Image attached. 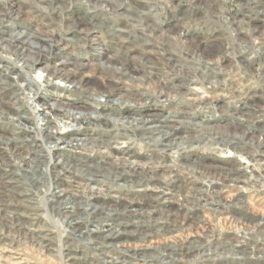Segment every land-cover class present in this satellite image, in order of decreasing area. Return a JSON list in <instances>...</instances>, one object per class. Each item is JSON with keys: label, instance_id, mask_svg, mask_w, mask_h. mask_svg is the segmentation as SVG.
I'll list each match as a JSON object with an SVG mask.
<instances>
[{"label": "rangeland", "instance_id": "rangeland-1", "mask_svg": "<svg viewBox=\"0 0 264 264\" xmlns=\"http://www.w3.org/2000/svg\"><path fill=\"white\" fill-rule=\"evenodd\" d=\"M115 1L118 2L119 4L132 3V5L134 7H137L139 9H143V11L145 10L146 12H148L150 14L149 18L152 19V21H153L152 23H155V24L157 23V27L164 28L166 31L163 32L162 34H160L159 36H158V34L156 35V33H157L156 28L153 26L152 23H150L146 19L147 21L146 22L143 21L142 24H145V26H143V29L144 30L146 29V34L151 33V34H149L150 38L148 39L147 37H144V35L140 36L137 34L138 33L137 31L139 30L140 26L138 27V25H137L136 26L137 28H136L135 25L137 23L134 20L130 19L131 25L134 23L132 25V29H130L127 32L120 30L121 33L120 32L119 33L121 34L120 36H126L129 41H132V40L133 41H141L142 44H140V46L142 48L141 47H139L140 49L138 47H135V48L142 51L143 53L145 52L144 56H142L143 58L140 57L139 59H137L138 58L137 57V58L131 59L129 61V58L125 59L122 56L115 55V56H111V57H113V58H111L112 60H110V57H108L107 59H105L106 61L104 60L105 62L103 61L102 65L100 64V66H99L98 62H100V60L94 59L91 56V59L88 60L89 62H88L87 66L83 67L80 65L79 69L78 68L75 69L74 66H69V68L71 70L65 69L63 67L64 63H62L60 66L63 67L65 71L74 72V74L77 75V77L86 79L88 81V85H86V87L88 89L86 87L83 88V89H86L87 91H89L88 95L93 93V92H98L100 94V100L102 99V103L105 100V98L106 99L113 98V100H112L113 103H116L114 101L115 99L116 100L118 99L119 101L121 100V102L122 101H128V103L125 104V106L131 107V109H134V110H138V111H135L136 117H139L143 113H147L149 110L157 111V109H155V107L147 106V104H149V103L147 101V98H144V97H148V99L150 98L152 101L155 100L154 102L159 101V99H160L159 105L162 108L159 109V111H162L164 114L170 113L171 115H173L175 112L176 119L178 121L177 125L180 122H184L183 124H185L192 117L193 122L191 124L186 123L188 126L189 125L190 126L188 128L180 130V132H179V133H181L183 138H185V137L190 138V137H193L196 134H198V132H199L198 131L199 130L198 124H200V123H202L203 125L204 124L207 125V123H209V126L211 124L213 130L218 132V133H223L222 131H225V130L231 131L234 128H237V130H241L243 126L239 127L238 123L234 121V120H236L235 118H237L239 116V114L235 113L233 106L236 107L238 105L239 97H237V96H239V94L244 95V92H243L245 90L244 88L246 86H251V89L253 90L254 94L250 93V92H248V94H253V95L256 94L258 97H255L256 102H254L255 103L254 110H253L254 114L252 115V117L248 115V116H245V118H249V119L253 118L255 120L257 115H260L259 119H261V121L257 122L255 125H256V127H259V128L264 127V72H263L264 71V0H259V2H258V0H255V1L254 0H193V1L192 0H182V2H181V0H114L113 2H115ZM254 2L257 5L254 4ZM104 3L106 6L111 4L109 2H104ZM22 4H23V0H7V1L0 0V20L2 19L1 17H4L3 14L5 12L8 13L7 12L8 10L14 9L13 12L9 11L8 14L12 15L13 18L16 17V14L22 15L20 18H21V20H23V23L25 24V26L28 29H37L38 30L40 28V26L38 25V21L35 19L34 16H32V15L27 16L26 15L27 14L26 11L28 9H25L26 8L25 6H21ZM11 5L13 6L12 8H10ZM252 5H253V9H252ZM61 6L63 8L62 10H59L61 12L56 11L55 8H57V6L55 8H53L52 11H54V12H52V11H50V12L48 11V12H49V14L55 13V12L58 14H63L60 17V20L61 19L62 20L61 21L59 20V21H60L61 25L68 24V30H72L73 28L79 27L81 25H89V24L78 23V20H80V17L77 20H75L73 18H70L71 15L64 14V12L67 11V9H69V6L64 5V4H61ZM148 6L153 7V9L152 8L149 9ZM112 10L115 11L114 6L112 7ZM177 13L180 15H178ZM193 13L195 16L191 17ZM97 15H98L97 19L103 20V22H105L106 27H108V25H112L117 20L116 16L108 15V14H105L104 12H99ZM181 15H182V20L179 19V17H181ZM63 16L65 17L66 20L63 18ZM185 17H186V19H185ZM243 17H245V18H243ZM70 19H71V22H68ZM10 21L11 20L6 18V19H4L3 24H1V22H0V26L1 27L3 26L2 29L0 30V37H6V38H3L2 41L0 42V52H2L1 48H2V44L4 43V41H7L8 39H11L14 36H16V35H12L14 33V30H11V28L8 27V25L11 23ZM56 21H58V20H56ZM59 21L56 23H59ZM139 25H140V23H139ZM84 28H86L85 29L86 31L88 30V31L92 32L91 29L88 28L87 26H85ZM154 28H155V30H154ZM133 31H135V32H133ZM152 32L154 33L153 35H152ZM10 34H11V37H10ZM19 34H22V33L20 32L17 35H19ZM168 34H170L171 36H179L180 40L182 41L184 46L182 45V43L179 44L182 47H180L179 45H175V44H173L171 46L168 44V41L165 40L164 42L163 41L161 42L162 44L160 47L159 44L155 42V41H159L161 36L168 35ZM71 35H75V34H71ZM29 37L31 39L28 38L27 41L33 40L34 42H40L41 41V43H46L48 41H46L45 38H48L49 40H51V41H49V43L47 45V50L39 52L38 51L39 49H37V50H31V52H29L31 55H33V57L35 56L34 58H36L38 60L37 62H34L35 59L33 60V64L35 65L33 72H36V69H40V67H42V66H45V67L52 66L51 64L43 63L42 57L47 52L48 53L50 52V48L52 47L53 43H55V38H56L55 31H52L50 33L47 32L46 35H44V36L40 34L38 37H36L35 33H31V34H29ZM144 39H145V41H144ZM146 39L148 40V43L146 42ZM243 39H246V40L244 41ZM150 40H151V42H150ZM71 41H72V39H71ZM106 43H107L106 52L112 53L115 50V48L118 47L117 41H115V40L113 41L112 38H111V40H110V38H107ZM144 46H152L149 48L146 47V50L153 52L154 53L153 57L145 55L148 53L151 54V52L145 51ZM169 46H171V47H169ZM22 47L27 48L28 44L23 43ZM177 47L182 48L183 50H185V52L183 51V53H184V55H182L183 57L181 56L180 58L176 59V61L179 63V68H178V65L176 66V68H173L175 61L173 60V61H171L170 65H167L166 63L168 61L164 57L163 54L166 53V50H170V48L175 50ZM129 48L134 50L133 46H131V45H129ZM178 48L176 49V51L181 52L179 50L180 48L179 49ZM119 50L120 51L123 50V45L121 46V48ZM162 50H163V52H162ZM134 51L136 53H140L139 51H136V50H134ZM187 51L202 55V57L204 59H206V61L208 60V62H209V64H207V67H205V65H198V64H197L198 66H194L196 64H193L191 67H193L195 69H193V70L186 69V68H189V66L191 65L190 63H188V60L186 58L187 55H189V53ZM89 52H91V54H92V53H94V50L91 49ZM5 54H7L9 57L12 56L11 57L12 60H13L14 56L16 57V54H14V52H12V51H7ZM81 55H85L84 53L79 54V57L84 58V59L86 58V57L81 56ZM98 56H100V55H98ZM117 57L119 59H117ZM157 58H159V59L157 60ZM121 61L125 62L124 64H126L127 66L123 67L121 64ZM142 61L148 62V64L150 66H152L153 68H151V69L147 68V71H145L147 73L135 72V78L132 79L134 76L130 75L129 73L131 71H133V69H135V67H137V68L139 67V68L143 69V67H141ZM61 62H65V60H63V61L61 60L60 63ZM109 62H111V63L109 64ZM161 62L164 63L165 65H163ZM210 62H211V64H210ZM18 63H20V62H18ZM60 63H57L56 65H59ZM180 63L182 64V67L184 69H182ZM184 63L186 64V66ZM107 64H109V65H107ZM187 64H188V66H187ZM84 65H86V64H84ZM53 66L55 67V65H53ZM203 66H204V68H203ZM199 67H201V68H199ZM127 68H129V70H127ZM37 71H39V70H37ZM257 71H258V73H257ZM152 73H154V74H152ZM183 73L185 74V76ZM36 74H37V72H36ZM129 75H130V77H129ZM138 77H139V79L137 80ZM127 81H129V82H127ZM216 81L218 83L221 81L220 82L221 84L220 83L218 84ZM162 83L167 85V89L163 87ZM228 85H229V87H228ZM90 86H91V88H90ZM128 87H130V88H128ZM168 88H172V89L173 88H176V89L179 88L180 92L179 93H169ZM12 89H14V88L11 87V89H9V90L0 89V92L2 90V92L0 93V112L2 110H4L7 113L6 114L7 116H8V114L10 116H14L13 110H10V109L13 107H16V106H15V103L3 102L2 98L5 95H7L9 93V91ZM164 89H166L167 91ZM50 90H54V89H50ZM129 90H131V91H129ZM54 92H56V90ZM126 92L127 93L132 92L133 94L130 95V94H127ZM164 92L166 93V95ZM33 94H34V91L31 92L32 96H33ZM56 94H58V93H56ZM56 94L50 95L49 99L54 96L55 98H52L50 100L64 101V99L59 100L57 98ZM74 94L75 95H81L82 93L78 92V93H74ZM168 94H170V95H168ZM38 96L40 98H43L42 97L43 95H41V94ZM66 96L71 97L70 95H67V94L62 95L61 97L67 98ZM114 96H116V98ZM11 97H12V95L10 94V95L6 96L4 100L9 101V100H11ZM30 97L31 96L27 95L25 97V100H28V98H30ZM58 97H60V96L58 95ZM117 97H120V98H117ZM71 98H74V96H72ZM85 103L90 108V105L88 104V102L85 101ZM102 103H101V105H102ZM107 103H108V101H107ZM59 105H61V106L64 105V106H67L68 108L69 107H71V108L83 107L82 109H89L88 106H86V105H84V106L82 105L81 107L69 106L66 103H64V104L59 103ZM113 106H114L113 104L103 103V109H102L103 113L106 111H109V109ZM140 109L142 111H140ZM151 111H149V112H151ZM257 112H258V114H257ZM118 113H121V112L119 111ZM153 113H155V112H153ZM156 113H158V112H156ZM233 113H235V114H233ZM6 115H4L3 119H0V131H3V135L0 134V138L11 135V131L8 129H13V126L10 125V122L6 118L7 117ZM165 116H168V115H165ZM88 127L89 126H87V129H88ZM104 128H106V127L104 126ZM193 128H195V129H193ZM101 132H103V133H101ZM104 133L105 132L99 128L98 134L103 135ZM106 134H109V132L106 131ZM107 138H109V140L112 139V137H110V136H107ZM255 139H257V138H255ZM262 139L264 140V138H262ZM117 140L124 141L125 143H124L123 147H125L126 149L129 148L133 152V154H135V159H134V161H132L135 165H138L139 167H141L139 164H142V165L144 163L148 164L149 161L151 160L150 156H149L148 161H147V155H150V152L147 148V146L149 147V145L144 142L145 140H142V139L140 140V138H138V140H135V141H129L128 139H121V138L117 139ZM219 140L221 141V139H219ZM141 142L145 143L147 146L145 144H142ZM218 142L219 141H214L213 143H211L209 141V143H208V140H204L203 142H201V145H199V146H196V144H199V143H194L193 146H190L189 143H185L183 145L185 147H181L180 154H177L178 151H175V150L167 151L166 153H163L165 155V157L167 156L166 157L167 159L165 158L167 161L166 162L167 163L166 164L167 169H165V172L162 173V175L160 176L161 178L159 177V179L162 181V183H160V184L157 182V180H155L154 183H151L148 186L146 185V183L143 185L139 184V186H138V183L131 185L132 182L128 181V182H126L128 184V186H127L123 180H118L116 183L111 184L112 186L111 185H108L109 187L107 185L104 186V187H107L108 193L110 194L112 192V190L110 191V189L112 187H114L115 185H117L118 186L116 188L117 192H114L112 194L117 193L118 195L116 194L115 196H109V194L106 193V191H103V190H105V188H102V190H101V192L103 191V192H105V194H101L100 192L96 191L101 196L98 199H96L97 204L100 205L102 208V210L100 209V211H102V213L99 212L100 215H104L105 213H107L110 208H113L115 206L117 208L120 207L119 211L122 214V215H120L121 218H123V220L125 222H131L132 226H136L135 224H137L141 221H143L145 223L144 225L152 223L153 221H155L153 216L157 215L156 217L158 219L161 216L165 217L169 213H174V211L179 209L182 204H183V206H189V207H192V206L198 207V205H199V207H198L199 211L195 210V212H198V215H199L198 220H190L187 224L183 225L182 227H180L178 229H175L172 232L160 231L161 233L160 232L154 233V234L150 235L149 237H147L146 239H144L143 241L138 240L137 238H133V237L132 238L131 237L123 238V241L117 242V243H115V245H108L109 249L115 251V252L112 251L111 256H117L116 255L117 252H130V251L140 249V248H145V249H148L152 252L153 251L165 252V249L167 251H170L173 249L174 250L179 249L181 245H184L185 243H187L191 240L195 241V244L196 243L198 244V243L202 242V240H203L204 243L209 244V248L212 251L216 250L215 252H218L217 253L218 255L223 252V255H221V257H218L215 254H213V256L215 255L214 257L212 256L213 258L220 259V262L212 261V262H208V263H204V262L202 263V258L200 256L192 255V256L185 257L184 262L182 261L181 263H178V264H227L230 262L227 260V257H228V259L235 258V261H236L235 264H243L244 261H246L244 264H264V262L254 263L255 260H253V261L250 260L251 257L248 258L247 255L245 257H243L242 254L238 255V257L243 258V260L237 259L236 256L233 257V255L228 254V251H226L227 247L222 246L223 243H226V242H228L230 244H232V243L236 244L237 242H241L242 244H244L245 241H249V244H250L249 248H251V247H254V249L258 248V246H259L258 242H259L260 238L263 237V235H258V237H257L256 236L257 234H255L253 231H255V228L258 227V224L260 225V228H262L264 226V225H262L264 223V189H263L264 187L258 185L255 189L245 188L243 200L242 199H235L234 200L236 195H241L239 193L238 189H231L228 192H226V190H225V192L223 193V188L218 187L217 189L222 193L219 195L221 199H216L217 197L213 199L212 196H210L206 192L207 191V189H206L207 188V185H206L207 176L211 175V177H213V178L218 177V179H220V181H221V179L223 180V178H225L226 175L214 173L215 169H212L210 167H209L210 169L208 168L209 170H207V168L204 170V166H207V165L216 166L215 165V163H217L216 158L220 159V157H228V158L231 157V159H233L235 162L237 161V163H240V160L236 157V155H233V154L230 155L229 153L219 151L218 148L220 147V149H221L222 144L218 145L217 144ZM211 144H216V145H213L212 147H210ZM4 146H5L4 153L2 151H0V155H1L0 156V182L2 183V181H4L3 179H5V177H6L5 175L9 174L10 172H13L15 174L17 182H16V180H13L15 183H13L12 185H16V184L17 185L21 184V185H20V187L19 186L13 187L12 185H7V184H6V186H3L2 184L0 185V204H3L2 207L5 209V210H3V213H5V219L4 220H2V217H1L2 212L0 213V264H75L77 262L75 260H70V258H69L70 255H75L76 257H81V258H86L88 256H92L93 252L95 251L94 248H97V246H100V247L103 246V243L100 242V243H97V245L93 244V243L91 244L90 238H88L89 236L87 234L83 235L80 232H78L77 230L75 231L73 223L75 221H77V217L80 216L79 213L82 211V209H78V207L74 208V210H75L74 216L67 219L65 213H63V212L59 213L57 211L56 208L58 207V205L55 206L53 204H47L46 201L44 200V198L42 197V193L46 194L48 188L50 187V184L45 185V186L41 185L40 188H38L39 186L33 185L32 182H30L31 184H29V181L27 179H25L27 174L24 170L21 171V169L26 170V168H27V166L25 165L26 160L22 159V158L20 159L18 154L20 155V153L23 152V153H27V155L29 156L30 150H37V149H32V148L30 149L28 145L19 147L18 144L15 145L13 143H10V144L8 143V145H4ZM10 146H11V148H10ZM189 147H191V148H189ZM27 148H29V149H27ZM14 150H16V151L13 152ZM72 151H74V149ZM7 153H10V154H7ZM74 153L77 154L78 152H74ZM87 153L93 154L97 158L106 159V160H110V159L114 160L116 158L114 156V152L110 151V150L102 149L100 151V153H97L94 150H92V151L89 150V151H87ZM133 154L130 152V158H132ZM183 155H185V157ZM65 156H66V154L64 155V157ZM151 156H153V155H151ZM13 159L19 162L18 166H17V164H14V162H16V161H14ZM71 160L75 161L74 159H70V161ZM124 160H126V159H124ZM124 160H118L114 163H109V161H107L108 162L107 164H108V166L112 164V166H113L112 169H114V171H115L117 169L116 167H118L115 165H118L119 163H121V164L125 163ZM136 160H137V162H136ZM28 161H30V160H28V158H27V162ZM45 161H47L46 158H45ZM146 161H147V163H146ZM208 163H210V164H208ZM46 164H50V162L47 161L46 163H44V165L41 164V167L44 168ZM104 164L105 163L103 162V165ZM14 165L17 166L18 168L15 169ZM19 165H20V167H19ZM53 166L58 167L57 165H52V163L49 165V173L47 175H49L50 177H55V174H56L55 170H53ZM174 166H176V167H174ZM195 166L198 167V169H200L201 172H203V173L195 171L194 170ZM183 167L184 168L186 167L187 169L186 168L184 169ZM8 168H9V171H7ZM181 168H182V170H180ZM191 169H193V170H191ZM18 170H20V171H18ZM60 170H61V168H60ZM56 172H58V171H56ZM169 172H171V173H169ZM19 174L21 177L19 176ZM173 174H174V176H173ZM248 175H250V172L248 173ZM9 177L10 176H8L7 178H9ZM183 177H187V178L183 179ZM200 177H202V178H200ZM155 178H157V177H155ZM216 178H215V180L217 181L218 179H216ZM71 180H72V183H70L69 182L70 180H68V179L66 181L61 182L58 185V188L62 189V188L67 187L69 190H71V191H68V195H70V196L72 194L84 195L83 196L84 198H88L92 192V191H90V189H88L89 185L87 183L85 185L84 182H82V184L84 183L85 186L80 185L81 182L78 181L80 183L78 190L72 191L76 188L75 186H77L78 184L73 183L74 179H71ZM187 180L188 181L192 180L193 183L196 184V187L194 185L192 189H189L191 187L189 186V188H188L186 186V184L188 183ZM55 182H58V181L53 180V185L55 184ZM119 182H120V184H119ZM121 182H122V184H121ZM25 184H27V185H25ZM257 184H260V183H257ZM175 185H177V186H175ZM21 186H26L28 188L30 187L29 188V190L31 191V192H29L30 195L34 194V198L37 201H39V203L42 206H45V208L39 207L38 205H36L34 203L26 202L25 200H27V199H22L23 202L20 201V199L15 200V201H11L8 199H2V198H5V194H4L5 191H11L10 189H17L18 190V189H21ZM131 186L133 187L134 191L129 190V188L132 189ZM36 188H38V190ZM55 188H56L55 191L56 190L59 191L57 189V187H55ZM118 188H119V190H118ZM174 188H176V189H174ZM178 188L181 190H179ZM84 190H86V191H84ZM91 190H93V188H91ZM174 190H176V191H174ZM93 191H95V190H93ZM166 191L173 193V196H174V197L171 196V199H167V202L168 201L174 202V203H171L168 205L173 210V211H169V212H168V209L165 207H164L165 211H162L160 209L162 207V204L158 205L157 208L155 207L156 205H151L153 199L159 198L160 197L159 194L161 192L165 193ZM187 192H189V193H187ZM188 195L191 198L187 197ZM103 197H105V198H103ZM222 197L225 199H222ZM96 198H97V196H96ZM113 198H115V199H113ZM210 198H212V199H210ZM184 199H193V201L191 202V201L184 200ZM121 200L124 201L125 203L127 202L128 205H130L131 209H133V208L139 209L137 212L138 215L133 216V213H131L129 215V213L126 210H124V207L117 205V203L119 201L121 202ZM4 201H6L7 203ZM130 201L133 203V205L130 204L131 203ZM219 201H223V203L220 202L221 205H218ZM9 202L11 203V205H8V204H10ZM230 202H232V203H230ZM19 203H20V205H19ZM27 203H29V204H27ZM180 203H182V204L180 205ZM30 205H31V207H30ZM47 205H49V206H47ZM82 207L84 209L86 208L85 205H82ZM140 207H142L143 209H141ZM229 209H231V210H229ZM156 210H159V213L165 212L166 214L162 213L163 215H161V214L159 215V213H155ZM24 215H26V217ZM38 216H40L39 219L37 218ZM28 217H30V218L28 219ZM258 217H260V218H258ZM145 218H146V220H145ZM17 222H19V223H17ZM32 224H34V227L32 226ZM44 225H45V227L43 228ZM91 225L92 224H88L89 227ZM46 227H47V229L49 228L52 231V232H47V233H49V235L46 236L48 240L41 241L40 240L41 238H39V237H37L38 239H35L34 236L32 235V234H34V233H32L33 231H30L31 233H28L29 232L28 229H31V230H33L32 228H38V229L43 228V229H45ZM64 227L65 228L67 227L70 229L69 234H63V233H65ZM57 230H58V232H57ZM239 230H241V231H239ZM15 231H17V232H15ZM238 231H239V233H238ZM41 233L46 234V231L41 232ZM72 233L75 235H73ZM251 234L253 235L252 239L251 240L246 239L247 237H251ZM35 235L38 236L39 233H35ZM50 239H52V240H50ZM84 241H85V243H84ZM77 243H78V246H77ZM81 244H82V246H81ZM84 246L86 247V249ZM114 246L116 248H113ZM71 247L72 248L76 247L78 249L75 252V251L71 250ZM259 248L264 249V245H262V246L260 245ZM86 250H88V252ZM249 250L250 249H248V251ZM85 251L87 253H85ZM85 254H87V255L85 256ZM257 254H259V253H257ZM101 258L103 259V262H104L105 259H108L109 257L102 255ZM174 258L180 259V256L176 255L173 257V259ZM189 258H191V259H189ZM189 260H190V262H189ZM247 261H250V262L248 263Z\"/></svg>", "mask_w": 264, "mask_h": 264}, {"label": "bare ground", "instance_id": "bare-ground-1", "mask_svg": "<svg viewBox=\"0 0 264 264\" xmlns=\"http://www.w3.org/2000/svg\"><path fill=\"white\" fill-rule=\"evenodd\" d=\"M88 1H90V0H88ZM92 1L95 4L97 3V4H101V5L104 4L105 5L104 2L111 3L114 0H92ZM181 2H182V0H181ZM258 2H259V0H258ZM254 4H256V3L254 2ZM117 8H118V6H114V10H117ZM55 9H56V11H59V10H62L63 8H62L61 4H59L57 6V8H55ZM252 9H253V5H252ZM38 12H40V14H42V13L49 14L50 11L48 12V9L40 7V8H38ZM52 12H54V11H52ZM59 12H61V11H59ZM143 14H145V13H143ZM143 14H140L138 16L130 15V16H128V19L129 20L130 19L134 20L137 23L135 25V27L137 25H138V27L140 26L139 30L137 31L138 35H140V36L144 35V37H147L149 39L150 38L149 34H151V33L146 34V29L145 30L143 29V26H145V24H142V22L143 21H145V22L147 21L146 17ZM63 18L65 19L64 16H63ZM70 18L74 19V17H70ZM243 18H245V17H243ZM185 19H186V17H185ZM60 21H59V23H60ZM56 22H58V21H56ZM78 23H83V24H89L90 25V22H87L83 18H80V20H78ZM139 23H140V25H139ZM154 30H155V28H154ZM119 32L121 33L120 29L116 30V33L114 35L115 36H120L121 34ZM133 32H135V31H133ZM21 33L22 34L16 35L13 38L8 39L7 41H4V43L2 44V48H1L2 52H0V55H1L0 56V89L9 90V89H11V87H13V88L15 87V83L12 80L13 76H12V72H11V69L15 66V65H11V63H13V61L16 62V63L20 62V63H18V66L21 69L20 71L24 72V73L22 72L23 73L22 76H17V78L19 77V80H20L19 82H21V85H19L20 92L15 94L16 98H15V102L14 103H15L16 107H13V108L10 109V110H13L14 116H10L9 114L7 116L6 115L7 113L4 110H2L0 112V119H3L4 115H6L7 116L6 118L10 122V125L13 126V129H8V130L11 131V135H8V136H5L3 138H0V151H2L4 153V151H5V146L4 145H8V143L9 144L13 143L15 145L18 144L19 147H22V146H25V145H29L32 141L34 142L35 140L37 141L38 139H40V141L42 142V148L40 150H38V149L37 150H30L29 151L30 152L29 156L27 155V153H23V152H21L20 155L18 154L20 159L22 158V159L26 160L25 165L27 166V168L24 166L26 168V170L25 169H21V171L24 170L26 172V174H27L25 179H27L29 181V184H31L30 182H32L33 185L39 186L38 188H40L41 185L45 186V185L50 184V187L48 188L46 194L42 193V197L44 198V200L46 201L47 204H53L55 206L58 205V207L56 208L57 211L59 213L60 212L65 213L67 219H69V218L74 216V212H75L74 208L78 207V209H82V211L79 213L80 216L77 217V221H75L73 223L75 231L77 230L78 232H80L83 235L87 234L89 236L88 238H90V243L91 244L93 243V244L97 245V243H100V242L103 243V246H101V247L97 246V248H94L95 251L93 252L92 256H88L86 258H81V257H76L75 255H70V257H69L70 260H75L77 262L75 264H178V263H181L182 261L184 262V258L187 257V256L198 255V256H200L202 258V263L203 262L204 263H208V262H212V261L220 262V259L213 258V257L215 255H217L218 257H221V255H223V252L222 253L219 252L220 254L218 255L217 254L218 252H215L216 250L212 251L209 248V244L204 243L203 240H202V242H200L198 244L197 243L195 244V241L191 240V241L185 243L184 245H181L179 249H175L174 250L172 248L173 250L169 249L170 251H167L165 249V252H162V251H153L152 252V251H150L148 249L140 248V249H136V250H133V251H130V252H117L116 251L117 252L116 253L117 256H111L112 255V251H114V250L109 249L108 245H115V243L123 241V238H128V237L132 238L133 237V238H137L138 240H142L143 241L144 239H146L147 237H149L150 235H152L154 233H158L160 231L172 232L175 229H178V228L182 227L183 225L187 224L190 220H198L199 219V215H198V212H195V210L199 211V208H198L199 205H198V207H193V206L189 207V206H183V204L180 203V205L181 204L182 205L180 206L179 209L175 210L174 213H169L165 217L161 216L162 218L160 217L159 219L156 217L157 215L153 216L155 221H153L152 223H149L147 225H144L145 223L143 221H141V222H139L137 224L134 223L136 226H132L131 222H125L123 220V218H121L120 215H122V214L119 211L120 207L117 208L115 206L113 208H110L107 213L104 212L105 213L104 215H100L99 212L102 213V211H100V209L102 210V208H101L100 205L97 204V202H96L97 200L96 199H98L101 196H100V194H98V192L93 191V190H94L95 186H97L96 188L101 191V189L99 187H104L106 185L108 186V185L114 184L118 180H123L127 186H128V184L126 182H128V181L132 182L131 185L138 183V186H139V184L143 185L145 183L148 186L151 183H154L155 180H157V182L160 184V183H162V181L159 179V177L162 175L163 172H165V169H167V165H166L167 164L166 163L167 162L166 161V159H167L166 157L167 156L165 157L164 155L158 154V152L161 151V152L166 153L167 151L175 150V151H178L177 154H180L181 147H185V146H183L185 143H189L190 146H193L194 143H199V144H196V146H199V145H201V142H203L204 140H208V143H209V141L211 143H213L214 141H219L217 144L218 145L222 144L220 151L227 152V151L232 150V151H235L236 153H239L240 155H238V156L242 157V159L245 161V163L242 166H248L249 168L252 169V175L249 178H250V180L252 179L254 181L251 180L248 183L245 182L246 179L244 180V176H243L245 174H242V171L239 170L238 168L229 166L228 164H230L231 161L225 160V159H221V157H220L219 160L223 163V165H216V166L207 165V166H204V170L206 168H207V170L212 168V169H215L214 173L225 174L226 178L230 179V180H226V181L224 180L226 183H228L230 181H232V182H240V183L243 182L244 184H249V185H251L252 183H255V184L260 183V184H262L264 186V171H263L264 170V140L261 137V136H264V128L256 127V125H255L256 121L253 118L252 119L245 118V116H248V115L252 117V115L254 114V112H253L254 105H255L254 102H256L255 101L256 100L255 97H258L256 94L253 95L254 93H253V90L251 89V86H246L244 88L245 89L243 91L244 95H242V94L240 95L239 94V96H237V97H239L238 105L236 107L233 106L235 113L239 114V117L242 119V121H244V124L241 125V127L243 126L241 130H237V128H234L231 131L225 130V131H222L223 133H218V132L213 130L212 126H209V123H207V125H205V124L203 125L202 123H200V124H198V126H199L198 129L199 130L197 129L199 131V132L197 131L198 134H196L195 136L190 137V138H187V137L183 138V136L179 132H180V130L188 128L190 126V125L188 126L186 123L191 124L193 122L192 117L185 124H183L184 122H180L177 125L178 121L175 120L174 118L173 119L170 118V117H174L173 115L165 116V115H162L161 113H156V112L155 113H149V114H146V115L144 114V115H142V117H139V118H135V117L133 118L132 116H129L125 120L120 118V117L115 118V117H111L110 115L106 114V120L108 119L109 121L113 122L114 125L116 124V126L119 127V129H118L119 131L124 132V133H132L133 136H135L137 138H140V140L141 139L145 140L144 142L149 145V147L152 149L151 151L153 153H155V154H158V155L150 156L151 160L149 161V163L148 164H143V165L139 164L141 167H139L138 165H135L129 159L128 160L126 159V160H124L125 163H122V164L119 163L118 165H115V166H118V167H116L117 169L115 171H114V169H112L113 168L112 164L108 166V164H107L108 162L107 161L95 160V159L92 158V156H87V157H82V158H75L78 161L76 163L75 161H72V160L70 161V159H69V157L67 155L64 157L65 152H63L61 150H57V149H66L65 146H60L59 147L58 146L59 142L61 144H65L66 146H70L71 145L74 150H78V149H92V148H95V147L109 149L113 145V143L121 144L123 142L119 143L117 141L111 142V141H108V140H105V139H97L96 137H93L91 134H89L87 126L93 125L96 121L98 122V120H100L101 117H103L101 115H95V113H98V110H99V108L101 106L100 94L98 92H93V93H91V94L86 96V100H84V101L88 102V104L90 105L89 109L71 108V107L68 108L67 106L59 105V103L58 104L57 103L39 104V100L37 99V97H38V94H39L40 90H43L42 86H44V88H46V90L54 89L53 83L55 82V80H60V81L67 82V83H70L73 86H75L76 87V91H79V89H82V91H83V90H86V89H83V88H85L86 85H88V81L86 79L77 77V75H75L74 72L65 71L64 68L60 66L64 62H61V63L59 62L60 64L59 65H55V67L53 65L52 66H47V67L42 66L38 70L39 71H43L44 74H36L35 76H33V74H35V72H33V69H34V66H35L33 64V60L35 59L34 62H37L38 60L36 58H34L35 56L33 57V55H31L29 52H31V50H37V49H39L38 50L39 52L47 50V45H48L49 41H51V40H49L48 38H45V40L48 41L46 43H41V41L40 42H34L33 40L32 41H27L28 38H30L29 37V33H23V32H21ZM153 34L154 33L152 32V35ZM156 35H157V33H156ZM66 40L67 41H71V39H66ZM165 40L168 41V44L171 45V46L173 44L179 45L180 43H182V41L180 40L179 36H171L170 34L161 36L160 40L159 41H155V42L158 43L159 46L161 47V44H162L161 42L162 41L164 42ZM243 40L245 41L246 39H243ZM144 41H145V39H144ZM146 42L148 43L147 39H146ZM150 42H151V40H150ZM23 43H27L28 47L27 48H23L22 47ZM182 45H183V43H182ZM171 46H169V47H171ZM179 46L182 47L181 45H179ZM176 49L175 50L171 49V48H170V50H166L165 49L166 53L163 54L164 57L168 61L166 63L167 65H170L171 61H173V60L175 61V64H174L173 68H176L177 65H178V68H179V63L176 61V59H178L182 55H184L183 51L185 52V50H183L182 48H180L179 50L183 54L181 52H177ZM7 51H12V52H14V54H16V57L14 56L13 61H11L12 60L11 59L12 56L9 57L7 54H5ZM162 52H163V50H162ZM188 53H189V55H187L186 58L188 60V63H190L191 65L189 66V68L185 67L186 69H190V70L195 69V68L191 67L193 64H196L194 66L205 65V67H207V64H209L208 60L206 61V59H204L202 57V55H199V54L194 53V52H188ZM145 55H147V54H145ZM81 56L85 57V55H81ZM111 58H113V57H110V60H112ZM117 59H119V58L117 57ZM158 59L159 58H157V60ZM110 63L111 62H109V64ZM124 63L125 62L121 61V64H122L123 67L127 66ZM13 64H15V63H13ZM109 64H107V65H109ZM210 64H211V62H210ZM148 65H149L148 62H143L142 61L141 67H143V69L139 68V67H138L139 68L138 69L137 67H135V69H133V71L130 70L131 72L129 74L134 76L132 79L135 78V72L147 73V72H145V71H147V68H150V69L153 68L152 66H150V65L148 66ZM185 66H186V64H185ZM187 66H188V64H187ZM181 67H182V64H181ZM199 68H201V67H199ZM203 68H204V66H203ZM182 69H184V68L182 67ZM127 70H129V68H127ZM258 71H257V73H258ZM152 74H154V73H152ZM130 75H129V77H130ZM184 76H185V74H184ZM138 79H139V77L137 78V80ZM127 82H129V81H127ZM162 84H163V87L167 89V85L164 84V83H162ZM228 87H229V85H228ZM90 88H91V86H90ZM128 88H130V87H128ZM166 89H164V90H166ZM33 91H34V94L32 96L31 92H33ZM50 91H52V90H50ZM129 91H131V90H129ZM168 91H169V93H179L180 89L179 88H177V89L176 88H173V89L172 88H168ZM1 92H2V90H1ZM248 92L253 93V94H248ZM27 95H29L31 97L28 98V100H25V97ZM56 95H57V98L59 99V97H58L59 94H56ZM165 95H166V93H165ZM168 95H170V94H168ZM52 98H55V97L53 96ZM52 98H50V99H52ZM59 100H61V99H59ZM114 101L117 103L119 100L115 99ZM30 102H32V104ZM123 102H125V101H123ZM39 108H41L42 110H39ZM26 109H28V110H26ZM29 113H31V114H29ZM111 113H113V112H111ZM235 113H233V114H235ZM257 114H258V112H257ZM104 118H105V116H104ZM31 122L35 123L36 131L34 132L33 136H26L27 131H30V129L28 127V124H30ZM60 127H63V129L60 128ZM99 128H100L99 125H96L95 129H96L97 133L99 132ZM65 129H70V130L65 132ZM193 129H195V128H193ZM61 130H64V131H61ZM101 133H103V132H101ZM97 135H100V134H97ZM118 135H122V134L118 133ZM122 136L128 138V136H124V135H122ZM255 138H257V139H255ZM128 139L134 141L133 139H130V138H128ZM219 139H221V141ZM10 148H11V146H10ZM189 148H191V147H189ZM27 149H29V148H27ZM15 151L16 150H14L13 152H15ZM7 154H10V153H7ZM55 154H58L60 156V158H58L57 155H55ZM125 155L130 158V151L129 152H125ZM183 156L185 157V155H183ZM27 158L30 161L27 162ZM45 158L47 159V161L50 162V164L52 163V165H57L58 167L61 168L60 171H58V172L55 171V173H56L55 177H50L49 175H47L49 173V165L50 164H46L44 168L41 167V164L44 165V163L47 162V161H45ZM14 161H16V160H14ZM103 162L106 165L105 164L103 165ZM18 163H19L18 161L14 162V164H17V166H18ZM109 163H114V162L109 161ZM17 166H15V169L18 168ZM19 167H20V165H19ZM174 167H176V166H174ZM195 167H194L195 171L203 173V172H201L200 169H198V167H196L197 169ZM180 170H182V168ZM191 170H193V169H191ZM7 171H9V168H8ZM18 171H20V170H18ZM169 173H171V172H169ZM5 176H6L5 179H3L4 181H2V183L0 182V185L2 184L3 186H6V184L7 185H12L13 183H15L13 180H16V177H15V174L13 172H10L9 174H7ZM8 176H10V177L7 178ZM19 176H20V174H19ZM173 176H174V174H173ZM155 177H157V178H155ZM64 178L74 179V182H78L79 181V182H81L80 185H84V183L86 185V183H87L89 185L88 189H90V191H92L91 194L89 195V197L88 198H84L83 197L84 195H77V194H72L70 196V195H68V190L67 189H61L59 191H57V190L55 191L56 188L53 185V179L57 180L58 182L59 181L63 182ZM185 178H187V177H183V179H185ZM200 178H202V177H200ZM215 178L211 177V175L207 176V182H206L207 191L206 192L210 196H212L213 199L216 198V197H217L216 199H221L220 196H219V192H217L215 190V185L216 184H220L222 186H225V183H220V181H219L220 179H218L216 181ZM16 182H17V180H16ZM82 182H84V183L82 184ZM20 185L16 184V185H12V186L13 187H17V186L20 187ZM25 185H27V184H25ZM194 185L196 187V184H194L192 180L188 181V183L186 184V186L188 188H189V186L191 187L189 189H192ZM175 186H177V185H175ZM29 188L26 187V186H21V189H18V190L17 189H10L11 191H5L4 192L5 198H2V199H8V200H11V201H15V200H19L20 199V201H22V202H23L22 199H27V200H25L26 202L34 203V204L38 205L39 207H44L45 208V206H42L39 203V201H37L34 198V194L30 195L29 192H31V191L29 190ZM38 188H36V189L38 190ZM91 188H93V190H91ZM174 189H176V188H174ZM118 190H119V188H118ZM129 190L130 191H132V190L134 191L133 187H132V189L129 188ZM179 190H181V189H179ZM84 191H86V190H84ZM110 191H111V189H110ZM174 191H176V190H174ZM187 193H189V192H187ZM96 196H97V198H96ZM159 196H160L159 198L152 200V204L151 205H156L155 207L157 208L158 205L162 204V207L160 208L162 211H165L164 207L168 209V212L169 211H173L172 208L170 206H168V205L171 204V203H174V202H171V201L167 202V199H171V196H173V193L167 192V191L165 193L161 192L159 194ZM187 197L191 198L189 195ZM103 198H105V197H103ZM212 198H210V199H212ZM193 199H184V200H188V201L192 202ZM4 202H6V201H4ZM220 202L223 203V201H219L218 205H221ZM29 203H27V204H29ZM130 204L133 205L132 202ZM8 205H11V203L8 204ZM19 205H20V203H19ZM82 205H85L86 208L84 209L82 207ZM117 205L124 207V210H126L129 213V215L131 213H133V216L134 215L135 216L138 215L137 212H138L139 209L133 208L134 206L132 207L133 209H131L130 205H128L127 202L125 203L124 201L121 200V202L119 201L117 203ZM2 206H3V204H0V213L2 212L3 216L1 215V217H2V220H4L5 219V213H3V210H5V209ZM47 206H49V205H47ZM30 207H31V205H30ZM140 208L143 209L142 207H140ZM229 210H231V209H229ZM155 213H159V210H156ZM162 213H165V212H161V213H159V215L160 214L163 215ZM24 216L26 217V215H24ZM29 218L30 217H28V219ZM37 218L39 219L40 216H38ZM145 220H146V218H145ZM19 222H17V223H19ZM88 224H92V225L89 227ZM262 225H264V223ZM32 226L34 227V224H32ZM44 227H45V225L43 226V228ZM47 227L45 229H43V228L42 229L32 228L33 230L28 229V228L27 229L29 230L28 233H31L30 231H33L32 233H34V234H32V235L34 236L35 239H38L37 237H39V238H41L40 240L43 241V240H48L46 236H48L49 233H47V232H52L49 228L47 229ZM45 231H46V234L45 233L44 234L41 233V232H45ZM15 232H17V231H15ZM253 232L255 234H257L256 235L257 237H258V235H263V237L260 238L259 242L258 241L257 242H258L259 246L260 245L261 246L264 245V226L262 228H260V225L258 224V227H256L255 231H253ZM35 233H39V235L37 236V235H35ZM73 235H75V234H73ZM252 237H253V235L251 234V237H247L246 239L251 240ZM50 240H52V239H50ZM84 243H85V241H84ZM249 245H250L249 241H245L244 244H242L241 242H237L236 244H233V243L230 244V243L226 242V243H223L222 246L227 247L226 251H228V254L233 255V257L236 256L237 259H242L243 260V258H239L238 257V255L242 254L243 257H245L246 255H247L248 258L251 257L250 260H252V261L255 260L254 263H256V262H264V249L259 248V246L256 249H254V247L249 248ZM77 246H78V243H77ZM81 246H82V244H81ZM113 248H116V247L114 246ZM77 249L78 248H76V247H74V248L71 247L72 251L76 252ZM85 249H86V247H85ZM248 249H250V250L248 251ZM86 251L88 252V250H86ZM86 251H85V253H87ZM257 253H259V254H257ZM213 254H215V255L213 256ZM86 255L87 254H85V256ZM102 255L106 256V257H109V258L105 259V261L103 262V259L101 258ZM176 255L177 256L179 255L180 259H175V258L173 259V257L176 256ZM189 259H191V258H189ZM227 260L230 261L227 264H235V262H236L235 258L228 259V257H227ZM189 262H190V260H189ZM245 262L246 261H244L243 264ZM247 262L249 263L250 261H247Z\"/></svg>", "mask_w": 264, "mask_h": 264}, {"label": "built area", "instance_id": "built-area-1", "mask_svg": "<svg viewBox=\"0 0 264 264\" xmlns=\"http://www.w3.org/2000/svg\"><path fill=\"white\" fill-rule=\"evenodd\" d=\"M5 1H7V0H5ZM60 3L69 6V9H67V11H65L64 14L71 15L70 17H74L75 20H77L79 17L83 18L86 21L90 22V25H81L79 27L73 28L72 30H68V24L61 25L60 23H56V21H55V19L59 21L62 14H58L56 12L50 13V14H44V13L40 14V12H38L39 7L46 8V9H48V11H52L53 8L58 6ZM21 6H25L26 7L25 9H28L26 11L27 16L32 15L38 21V25L40 26V28L38 30L37 29H28L25 26V24L23 23V20H21V18H20L22 15L16 14V17L13 18L12 15L8 14L9 11L13 12L14 9H12V10L10 9L7 11L8 13L5 12L3 14L4 17H1L2 19L0 20L1 24L4 23V19H6V18L11 20L10 21L11 23L8 25V27H10L11 30H14V33L12 35H17L18 33L23 32V33H29V34L35 33L36 37H38L40 34L44 36V35H46L47 32H52L55 30V36H56L55 43H53L52 47L50 48V52L49 53L47 52L42 57L43 58L42 62L51 64V65H56L61 60H65L63 67L67 70H71L69 68V66H74L75 69H77V68L79 69L80 65L83 67L87 66L88 62H89L88 60L91 59V56L94 59L100 60V62H98L99 66H100V64H102V62L105 59H107L108 57H111V56H115V55L122 56L125 59L129 58V60L135 59L137 57H138L137 59H139L140 57L144 56V53L138 49H135V47H141L140 46V44H142L141 41H133V40L129 41L126 36H119L118 37V36H115L114 34L116 33V30H118V29L123 30L125 32L132 29L131 21L128 19V16H130V15L138 16L140 14L145 13L143 15L146 17V19L150 23L153 22L152 19L149 18L150 14L148 12H146L145 10L143 11V9H139L137 7H134L132 5V3L119 4L116 1L111 2L110 5L106 6L104 4H102V5L97 4V3L95 4L92 0H90V1H88V0H23V4ZM113 6H118L117 10L113 11L112 10ZM12 7L13 6L11 5L10 8H12ZM148 8L153 9V7H150V6H148ZM99 12H104L105 14H108V15H114L117 17L116 18L117 20L112 25H108V27H106L105 22H103V20L97 19V17H98L97 14ZM178 15H180V14H178ZM193 16H195L194 13L192 14L191 17H193ZM179 19L182 20V16L179 17ZM68 22H71V19ZM152 24L156 28V30H157L156 32L158 35H160L166 31L164 28L157 27V23L156 24L152 23ZM85 26L90 28L92 32H90L88 30L86 31L85 30L86 28H84ZM2 27L0 28V30L2 29ZM71 34H75V35H71ZM10 37H11V34H10ZM3 38H6V37H0V39H1L0 42L2 41ZM107 38H110V40L112 38L113 41L115 40L118 43L117 44L118 47L115 48V50L112 53L106 52V50H107L106 39ZM66 39H72L73 41H67ZM69 43H70V45H69ZM122 45H123V51H120L119 49L121 48ZM129 45L133 46L134 50L139 51L140 53H136L133 49L129 48ZM144 47H145L144 48L145 51H149V50H146V47L149 48L152 46H144ZM91 49L94 50V53H92V54H91V52H89ZM149 52H151V51H149ZM82 53L85 54V57H86L85 59L79 57V54H82ZM98 55H100V56H98ZM147 55L150 57L151 56L153 57V52H151V54L148 53ZM11 61H13V60H11ZM13 63H15V64H13ZM13 63H11V65H15L14 66L15 68L13 67L11 69V72H12V76H13L12 80L15 83V87H14V89L10 90L9 93L2 98L3 102H6V103H14L15 102V98H16L15 94L20 92L19 85H21V82H19L20 81L19 77L17 78V76H22L24 73L23 71H20L21 69L19 68L18 63L14 62V61H13ZM84 64H86V65H84ZM162 64L165 65L164 63H162ZM37 70L38 69H36L37 74H44L42 71H37ZM36 72H35V75H36ZM35 75L33 74V76H35ZM53 86H54V90H52V91L46 90V88H44V86H42L43 90H40L38 95L42 94L43 98H40L39 96L37 97L40 104H44V103H48V104L61 103V104H64V103H66L69 106H79V107H81L82 105L88 106L84 100H86V96L88 95L89 91H87V90L82 91V89H79V91H76L75 86H73L72 84H69L67 82L60 81V80H55V82L53 83ZM55 90H56V92H54ZM78 92L82 93V94L81 95H75L74 94V93H78ZM55 93L59 94V96H60L59 99H64L65 101L50 100L49 96L54 95ZM10 94L12 95L11 100L5 101L4 100L5 97L10 95ZM64 94L70 95L71 97L74 96V98H71L68 96H66L67 98H62L61 96ZM127 94L131 95L133 93L129 92ZM116 96H114V97L116 98ZM117 98H120V97H117ZM144 98H147V97H144ZM112 100H113V98H109V99L105 98L103 103L113 104L114 106L111 107L109 109V111H106L103 113V111H102L103 103H102V99H101L102 105L100 106V108L98 110L99 112L95 113V115H101L103 117H101V119L98 120V122L96 121L93 125H90L88 127V132H89V134H91L93 137H96L97 139H105V140H108L111 142L117 141L119 143L120 142H123V143H121V144L113 143V145L109 149L95 147L92 149H78V150L72 151L73 148L71 145L66 146L65 144H61L59 142L58 146L59 147L65 146L66 149H57V150H61V151L65 152V154L69 157V159H74L76 163L78 161L75 158H82V157H87V156H92L93 159L99 160V161L115 162V161L124 160V159H127V160L129 159L131 161H134L135 154H133V152L129 148L126 149L125 147H123L124 143H125L124 141L117 140V139H120V138L121 139H128V138H130V139H133L135 141V140H138V138L133 136L132 133H124V132L119 131L118 130L119 127L116 126V124L114 125L113 122L109 121L108 119L106 120V114L110 115L111 117H115V118L120 117V118L125 120L129 116H132L133 118L136 117L135 111H138V110H134V109H131V107L125 106V104H127L128 101H125V102L122 101L121 102V100H120L117 103H113ZM107 101H108V103H107ZM147 101L149 103V104H147V106L155 107V109H157V111L149 110L151 112L148 111L147 113H143L139 117H142V115H144V114L146 115V114L153 113V112H158V113H161L162 115H168V116L171 115L170 113L164 114L162 111H159V109L162 108L159 105L160 99H159V101H156L157 103L152 101L151 99H148V98H147ZM30 103L32 104V102H30ZM81 108H83V107H81ZM88 108H89V106H88ZM26 110H28V109H26ZM39 110H42V109L39 108ZM110 111H112L113 113H111ZM119 111L120 112L122 111V112L118 113ZM140 111H142V110L140 109ZM29 114H31V113H29ZM104 116H105V118H104ZM173 116L174 117H170V118L171 119L174 118L175 120H177L175 112H174ZM139 117H136V118H139ZM259 117H260V115H257V117L255 119L256 123L261 121V119H259ZM235 119L236 120H234V121L238 123L239 127L242 124H244V121H242V119L239 116ZM96 125H99V127L102 131H104V132L107 131V132H109V134L104 133L103 135H97L98 133L96 132V129H94V128H96ZM104 126L106 128H104ZM210 126H212V125L210 124ZM28 127H29L30 131H27L26 135L27 136H33L34 132L36 131L35 123L31 122L30 124H28ZM60 128L63 129V127H60ZM262 128H264V127H262ZM69 130L70 129H65V132H67ZM61 131H64V130H61ZM118 133H120L124 136H128V138L123 137L122 135H118ZM0 134L3 135V131H0ZM107 136L112 137V139L109 140V138H107ZM261 137L264 138V136H261ZM129 141H132V140H129ZM142 144H145V143H142ZM213 145H216V144H211L210 147H212ZM28 146L30 149L32 148V149L40 150L42 148V142L40 141V139H38L37 141H34V142L32 141ZM147 148L150 152V155H147V161H148L149 156H151V155H153V156L158 155V154L164 155L163 154L164 152L159 151L158 154H155L152 151H150V150H152L151 148H149L148 146H147ZM102 149L113 151L114 156L116 158L114 160L113 159L106 160V159L97 158L95 155L87 153V151H89V150L90 151L94 150L97 153H100V151ZM218 149L220 151V147ZM129 151L133 154L132 158H129L125 155V152H129ZM74 152H78V153L75 154ZM221 152H224V151H221ZM225 153H229L230 155H232V154L236 155V157L240 160V163H237V161L235 162L233 159H231V157L230 158L221 157V159L231 161L230 164H228L229 166L236 167L239 170H241L242 174H245V175H243L244 180L246 179L245 182L248 183L249 181H251L252 179L250 180L249 177L252 175V169L249 168L248 166H242L245 163V161L242 159V157L238 156L240 154L236 153L235 151H232V150L227 151ZM55 155H57V157L60 158V156L58 154H55ZM216 159H217L216 160L217 163H215V165H223V163L219 160V158H216ZM136 162H137V160H136ZM208 164H210V163H208ZM53 170L60 171V167L53 166ZM249 172H250V175H248ZM67 179L70 180L69 181L70 183H72V180L70 178H64L63 181H66ZM53 180L55 181V179H53ZM224 180L226 181V180H230V179H227L225 177V178H223V180H221V181L219 180L220 183H225V186H222L220 184H216L215 190L217 192H219V195H220L222 193L217 189L218 187L223 188V193L225 192V190H226V192H228L231 189H238L239 193L241 195H236L234 200L235 199H242L243 200L245 188L255 189L258 185L264 187L262 184L252 183L251 185H249V184H244L243 182L240 183V182H232V181L226 183ZM252 181H254V180H252ZM61 182L60 181L55 182V184L57 186L54 184V186L57 187L58 190H61L58 188V185ZM73 183H77L78 185L75 186L76 188L72 191H77L80 183H78V182H73ZM96 187L97 186H95L94 190L100 192L101 194H105V192H103V191H106V193L108 192L107 187H99L101 190H102V188H105V190H103L102 192L100 190H98ZM117 187L118 186L115 185L114 187L111 188L112 192L109 194V196H115L116 195V193L115 194H112V193L117 192V190H116ZM62 189H67L68 191H71L67 187L62 188ZM113 199H115V198H113ZM222 199H225V198L222 197ZM230 203H232V202H230ZM258 218H260V217H258ZM239 231H241V230H239ZM239 231H238V233H239ZM57 232H58V230H57ZM69 233H70V229L66 227L65 233H63V234H69Z\"/></svg>", "mask_w": 264, "mask_h": 264}]
</instances>
